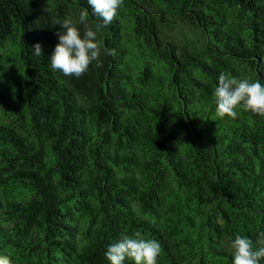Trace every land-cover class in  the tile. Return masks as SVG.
<instances>
[{"label": "trees", "instance_id": "16d2710c", "mask_svg": "<svg viewBox=\"0 0 264 264\" xmlns=\"http://www.w3.org/2000/svg\"><path fill=\"white\" fill-rule=\"evenodd\" d=\"M83 11L100 63L65 77L54 21L83 35ZM221 73L264 85V0H124L107 26L87 0H0V254L110 264L139 231L157 264H233L264 231V117L216 115Z\"/></svg>", "mask_w": 264, "mask_h": 264}, {"label": "clouds", "instance_id": "9594fccd", "mask_svg": "<svg viewBox=\"0 0 264 264\" xmlns=\"http://www.w3.org/2000/svg\"><path fill=\"white\" fill-rule=\"evenodd\" d=\"M93 14L103 20L105 26L111 24L123 6L124 0H87ZM89 13L83 11L79 15V24L84 25L83 35L80 27L70 18L55 20L60 30L56 32L58 43L50 56V68L59 71L65 77L80 78L94 62L100 63L102 46L98 42L97 33L87 27ZM107 55H115L112 49H103ZM33 54L42 55L39 43L34 46ZM216 115L223 119L237 118L238 106L264 117V85L259 80L238 79L221 73L218 86L214 90ZM233 264H260L264 259V231H260L253 241L248 236L236 234L231 241ZM161 253V244L156 240L145 239L137 231L133 236L124 235L122 239L108 246L105 253L110 264H124L127 259L135 264H157ZM0 264H13L10 255L0 254Z\"/></svg>", "mask_w": 264, "mask_h": 264}]
</instances>
